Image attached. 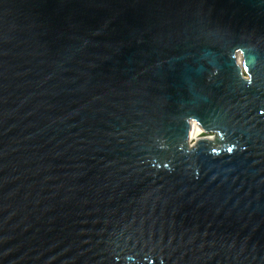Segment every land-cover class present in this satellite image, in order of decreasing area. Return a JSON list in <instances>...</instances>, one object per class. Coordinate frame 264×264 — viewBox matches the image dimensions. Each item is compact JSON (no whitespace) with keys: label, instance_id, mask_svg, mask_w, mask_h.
Segmentation results:
<instances>
[{"label":"water","instance_id":"1","mask_svg":"<svg viewBox=\"0 0 264 264\" xmlns=\"http://www.w3.org/2000/svg\"><path fill=\"white\" fill-rule=\"evenodd\" d=\"M0 264H264V0H0Z\"/></svg>","mask_w":264,"mask_h":264},{"label":"rangeland","instance_id":"2","mask_svg":"<svg viewBox=\"0 0 264 264\" xmlns=\"http://www.w3.org/2000/svg\"><path fill=\"white\" fill-rule=\"evenodd\" d=\"M203 136H205V135L202 132H199L198 134L193 136V139L195 140V139H197L199 137H203Z\"/></svg>","mask_w":264,"mask_h":264},{"label":"bare ground","instance_id":"3","mask_svg":"<svg viewBox=\"0 0 264 264\" xmlns=\"http://www.w3.org/2000/svg\"><path fill=\"white\" fill-rule=\"evenodd\" d=\"M199 132H200V129H199V127L197 126V127L195 128L194 133H193V135H192L191 137H193L194 135L198 134Z\"/></svg>","mask_w":264,"mask_h":264}]
</instances>
